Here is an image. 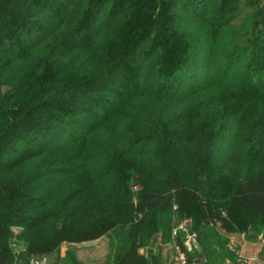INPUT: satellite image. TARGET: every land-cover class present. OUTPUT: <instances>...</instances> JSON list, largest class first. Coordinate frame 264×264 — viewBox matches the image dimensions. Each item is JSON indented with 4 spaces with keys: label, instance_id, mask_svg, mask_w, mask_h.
Returning <instances> with one entry per match:
<instances>
[{
    "label": "trees",
    "instance_id": "trees-1",
    "mask_svg": "<svg viewBox=\"0 0 264 264\" xmlns=\"http://www.w3.org/2000/svg\"><path fill=\"white\" fill-rule=\"evenodd\" d=\"M184 220L264 236V0H0V264Z\"/></svg>",
    "mask_w": 264,
    "mask_h": 264
},
{
    "label": "rangeland",
    "instance_id": "rangeland-1",
    "mask_svg": "<svg viewBox=\"0 0 264 264\" xmlns=\"http://www.w3.org/2000/svg\"><path fill=\"white\" fill-rule=\"evenodd\" d=\"M37 138L39 140H43L42 136H38ZM30 141L31 140L27 139L22 144L28 145V143H31ZM196 224L199 226H202L200 223H197V221H196ZM179 230H183L186 233L185 229H179ZM202 233L203 234H201V237L203 238L204 243L206 244V248L204 250V253L202 251L201 255L195 258V261L199 257H201L200 264H222L224 263L223 262L224 260H228V262H232L231 256L227 254L225 247L229 239L230 238L232 239L234 236L232 237L228 236L226 238L214 237L212 236V232L207 233V231L205 230V227L203 226H202ZM239 235H242V234H239ZM213 238L215 239H214L213 244H211V241H212L211 239ZM93 242H87L84 244L83 243H72V244L64 243L61 245L58 252L50 258V260L46 258L47 260H45V264H62V261L64 260V257H65V253L67 251L72 252V254L75 257V260L79 262V264H104L105 262H108L110 260L109 259V253H110L109 252V239L107 237H104L96 245H90V246L87 245V244H92ZM160 243H161V238L159 239V244ZM185 243H186L185 248L187 252L190 255H193L194 252H196V249L195 247L191 245V241L187 237V233L185 237ZM15 246L17 247V250L21 248L20 245H15ZM148 249L150 250V248L148 247L144 250V253ZM174 252H175V257L177 258L178 251L174 249ZM219 259L221 260L220 263L218 261ZM176 264L178 263L176 262Z\"/></svg>",
    "mask_w": 264,
    "mask_h": 264
},
{
    "label": "crops",
    "instance_id": "crops-1",
    "mask_svg": "<svg viewBox=\"0 0 264 264\" xmlns=\"http://www.w3.org/2000/svg\"><path fill=\"white\" fill-rule=\"evenodd\" d=\"M250 235H254V234L250 233L247 235L245 234L237 235V236L233 235L234 237L232 239L230 238L231 240L229 239L225 249L227 254L231 256L232 262H228V260H224L223 262L225 264H264V241H262L259 237H256V239H251V237H249ZM160 238L161 236L159 237V239ZM101 239L94 241L92 244H87V245L89 246L96 245L97 243H99ZM184 245H186V243H184ZM174 249L175 246L173 243L170 244L158 243L153 249L151 248L150 250L148 249L145 252V255L149 257L150 253L152 252V255L158 256L163 264H176ZM47 259L50 260V258ZM240 260L244 262L241 263ZM218 261L219 263L221 262L220 259Z\"/></svg>",
    "mask_w": 264,
    "mask_h": 264
},
{
    "label": "water",
    "instance_id": "water-1",
    "mask_svg": "<svg viewBox=\"0 0 264 264\" xmlns=\"http://www.w3.org/2000/svg\"><path fill=\"white\" fill-rule=\"evenodd\" d=\"M191 227H192V224H191V221H190V220H184V221H183V228L186 230L187 237L190 239L191 244L195 247L197 253H198L199 255H201V253H202V249H201V247L199 246V244H198V242H197V240H196V238H195V235H194V233H193ZM160 236H161V234H157V235H155V236L151 239V241H150V245H149V247H150L151 249H153V248L159 243V237H160ZM249 237H251V239H256V236H255V235H250ZM200 262H201V257H199V258L195 261L194 264H200Z\"/></svg>",
    "mask_w": 264,
    "mask_h": 264
},
{
    "label": "built area",
    "instance_id": "built-area-1",
    "mask_svg": "<svg viewBox=\"0 0 264 264\" xmlns=\"http://www.w3.org/2000/svg\"><path fill=\"white\" fill-rule=\"evenodd\" d=\"M178 229H184L183 228V223H181L178 226ZM259 238L262 241H264V236L263 235L259 236ZM12 247H13V249H14V251L16 253H19V252H21V251L24 250V248L22 246H21V248L19 250H17V247L15 245H13ZM175 249L178 251V255H177V258H176V262L178 264H188L185 254L182 253L178 247H176ZM45 260H46V258H43V259L40 260V259H38L36 257L31 256V257L26 258L24 261L15 262L14 264H41V263L45 264ZM240 262L243 263L244 261H241L240 260Z\"/></svg>",
    "mask_w": 264,
    "mask_h": 264
}]
</instances>
